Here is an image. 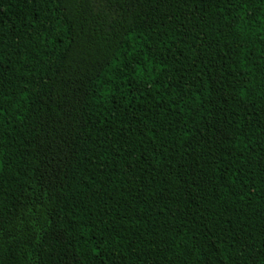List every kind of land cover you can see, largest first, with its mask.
Masks as SVG:
<instances>
[{
  "label": "trees",
  "instance_id": "obj_1",
  "mask_svg": "<svg viewBox=\"0 0 264 264\" xmlns=\"http://www.w3.org/2000/svg\"><path fill=\"white\" fill-rule=\"evenodd\" d=\"M0 264H264V0H0Z\"/></svg>",
  "mask_w": 264,
  "mask_h": 264
}]
</instances>
